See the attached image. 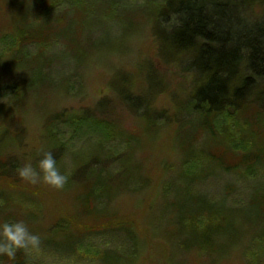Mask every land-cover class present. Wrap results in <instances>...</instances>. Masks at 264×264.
Listing matches in <instances>:
<instances>
[{
  "label": "trees",
  "instance_id": "obj_1",
  "mask_svg": "<svg viewBox=\"0 0 264 264\" xmlns=\"http://www.w3.org/2000/svg\"><path fill=\"white\" fill-rule=\"evenodd\" d=\"M6 1L11 4L15 18L8 31L0 33V38L6 39L5 48L11 53L8 64L17 76L0 81V183L5 181L7 185V181L14 184L21 178L18 169L23 165L8 150L24 145V135L21 129H7L6 120L12 114L27 113L21 103L25 96L38 91L47 75L44 66L50 62V57L43 56L40 49L30 53L25 46L43 43L47 35L53 33L50 19L45 17L56 2L41 0L44 10L40 13H45L44 19L33 25L28 21L35 12L31 1ZM114 1L118 2L105 0L107 6ZM79 3L73 0L70 12H75V17L54 28L53 34L55 38L65 39L73 51L77 50V45L75 41L71 42L74 39L72 27L84 9L78 7ZM144 7L153 57L136 62L134 73L114 70L108 81L110 95L100 98L89 108L84 106L68 113L50 110L42 114L43 148L29 153L30 164L37 171L43 153L51 152L63 174L60 163L64 145L53 129L54 124L88 122L100 125L104 131V140L101 137L83 149L69 152L71 168L65 175L68 179L63 190L78 189L74 195L78 215L51 224L63 232L62 241L65 233L68 234L69 242L65 247L48 245L58 251H73L75 243L86 234L107 231L121 234L135 247L137 238L132 222L111 213L108 205L119 195L135 193L134 188H129L132 181L139 183L140 190L149 183L142 163L134 159V150L140 151L146 140H154L160 128L173 127L170 134L172 150L179 156L180 164L188 167L174 176L175 180L169 181V194L161 204L165 227L161 230L162 238L170 242L174 250L182 253L196 249L214 254L223 252L222 234L217 232V224L225 219V212L239 208L227 207L223 199L207 200L203 194L189 189L191 183L204 180L216 170L264 171V0H161ZM121 19L120 37L109 38L104 31L99 32L90 45L89 56L100 54L101 57L122 43L134 23L130 16ZM77 52L80 55L81 51ZM164 67L188 74L185 92L181 97L171 95L167 109L153 104L156 96L166 88L167 78L159 71ZM134 76L137 77L136 85L131 84ZM117 103L134 118V129L129 132L121 128L119 118L114 114ZM36 106L43 107V104ZM108 139H118L123 148L116 151L105 148L103 142ZM113 163L116 168L109 171L108 167ZM163 164L165 168L166 163ZM123 180L127 183L123 184ZM2 184L1 225L5 221V209L16 203L19 192L10 189L12 185L2 188ZM81 185L84 188L80 191ZM263 201L264 192L259 194L255 188L246 203L258 208ZM86 218L91 219V224ZM26 221H23L25 225ZM106 253L113 252L103 251L100 260ZM0 256L3 264H22L24 261L20 249L16 250L14 258L5 254Z\"/></svg>",
  "mask_w": 264,
  "mask_h": 264
},
{
  "label": "rangeland",
  "instance_id": "obj_2",
  "mask_svg": "<svg viewBox=\"0 0 264 264\" xmlns=\"http://www.w3.org/2000/svg\"><path fill=\"white\" fill-rule=\"evenodd\" d=\"M29 1L35 12L30 15L28 21L30 24L38 25L45 15L40 13L44 10L42 1ZM54 1L56 5L45 17L50 19V29L53 33L48 34L43 43L25 46L30 53L40 49L43 56L50 57L49 64L43 69L47 74L46 79L37 92L24 97L21 104H24L27 113L21 116L12 114L6 120L9 124L7 129H21L24 135V145L8 150L23 166L30 164L29 153L38 152L43 148L40 121L44 111L68 113L84 106L89 108L100 98L110 95L108 81L114 70L134 73L136 62L153 57L148 22L144 20L143 15L144 6L161 0H118L109 6L105 0H77L80 2L78 7L83 6L84 9L82 16L79 15V20L72 27L74 39L72 38L71 42L75 41L77 50L81 51L80 55L77 50L73 51L69 47L65 39L55 38L53 35L54 28L75 17V12H70L73 9L70 8L73 0ZM10 5L9 1L0 0L1 34L8 31L15 18ZM128 16L132 17L134 26L130 28L122 43L110 48L101 54V57L100 54L89 56L90 45L99 32L104 31L109 38H119L121 18ZM99 37L105 42L108 41L103 35ZM5 40L0 38L2 55L0 81L17 77L16 72L10 69L8 64L11 53L5 48ZM159 71L167 78V84L165 91L156 96L153 104L167 109L171 104V95L181 97L185 92L188 74L170 67L160 68ZM131 84H137V77L134 76ZM42 104L43 107L36 106ZM114 114L118 116L121 128L128 132L134 129V118L122 104L115 105ZM53 129L64 145L60 163L64 175H67L71 168L69 152L76 148H85L87 144L99 140L104 133L100 125L88 122H79L75 125L58 123L54 124ZM171 129L173 127L169 125L160 128L154 140L149 142L146 140L142 150H134V159L142 163L141 168L149 183L144 184L140 190L139 183L132 181L129 188H134L132 191L135 193L119 195L108 205L111 213L132 222L131 226L137 238L135 247L121 234L107 231L86 234L75 243L73 251H58L53 247H65L68 234L65 233L62 241L63 232L51 224L77 218L74 195L78 193V189L57 190L42 180L32 184L22 178L14 184H9V181L7 185L5 181L3 184L0 183L2 188L6 189L8 185H12L10 189L19 191L16 203L5 209L4 223L27 220L25 223L28 230L41 239L39 248L20 249L24 258L22 264H264V201L260 202L261 206L258 208L246 203L255 188L259 194L264 192V171L261 169H254L251 173L244 170L232 172L216 170L213 175L189 186L192 192L203 194L209 201L223 199L227 207L231 209L239 207L225 212V219L217 224L216 230L222 234L223 252L214 254L211 251L196 249L182 253L178 249L174 250L175 247H171L170 242L167 243L162 238L161 230L165 227L162 225L161 204L169 194L168 183L175 180L174 176L188 168L180 164L179 156L172 150ZM102 139L104 140L103 137ZM103 146L113 151L123 148L118 139H108L103 142ZM163 163H166L165 168ZM108 168L109 171L114 170L116 165L110 164ZM126 183L127 180L123 182ZM83 188L82 185L79 186L80 191ZM86 219L91 224V219ZM255 234L259 236L258 239ZM0 239H3L2 235ZM106 250L113 253L104 254L100 260L101 253ZM0 264H3L1 258Z\"/></svg>",
  "mask_w": 264,
  "mask_h": 264
},
{
  "label": "clouds",
  "instance_id": "obj_3",
  "mask_svg": "<svg viewBox=\"0 0 264 264\" xmlns=\"http://www.w3.org/2000/svg\"><path fill=\"white\" fill-rule=\"evenodd\" d=\"M37 171L31 164H26L18 169L19 176L32 184L41 180L50 187L60 190L67 183V176L63 175L57 168L56 159L51 152H44L43 158L38 164ZM0 254L14 258L16 250L39 248L41 239L38 235L32 234L23 222L7 223L0 225Z\"/></svg>",
  "mask_w": 264,
  "mask_h": 264
}]
</instances>
